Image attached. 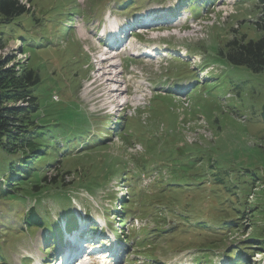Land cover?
<instances>
[{"label": "rangeland", "instance_id": "374dc122", "mask_svg": "<svg viewBox=\"0 0 264 264\" xmlns=\"http://www.w3.org/2000/svg\"><path fill=\"white\" fill-rule=\"evenodd\" d=\"M19 1L32 12L23 18L28 20L30 37L47 38V45L27 48L33 43L13 40L0 50V60L9 59L8 67L17 73L36 69L42 78L35 90L39 123L54 138L47 142L48 165L36 164L39 171L33 177L35 173L39 177L34 180L41 183L44 177L66 175L47 180L43 184L47 193L39 198L18 189L19 202L0 201V244L7 264H58L54 259L67 252L69 243L59 244L60 233L49 229L54 222L63 229L70 208L82 223L80 239L93 244L99 256L97 263L83 264H148L150 259L195 264L191 258H174L201 250L207 259L220 245L224 253L213 264L225 263L227 255L245 246L261 249L254 248L253 255L248 250L244 258L249 261L244 264H264V71L253 73L220 56L235 36L257 40L263 35L255 23L264 16V0ZM147 18L153 22L147 29L135 30H142L138 40L125 32L124 46L110 50L101 44L104 28L108 33L114 23L124 29ZM155 25L164 29L154 31L150 27ZM146 46L165 49L171 57L131 56L132 49ZM110 51L117 55L116 72L123 71L124 92L119 99L127 101L123 106L108 95L106 85L95 82L101 59ZM183 54L184 59L179 58ZM168 86L191 89H178V95L169 93ZM119 118L128 123L124 138L118 134ZM99 136H108L104 142L108 145L81 155L80 147L94 146ZM75 145L79 147L73 150ZM21 158L18 152L0 158L3 188V176L8 178L11 169L4 165L10 160L17 165ZM246 172L253 177L250 185L244 183ZM157 179L158 190L147 188ZM138 193L142 203L146 200L140 211V201L134 200ZM220 201L235 207L229 215L234 219L227 220L228 227L215 229L227 234L216 235V243L196 227L209 230L219 224L215 211ZM33 206L48 223L27 231L21 228L18 212ZM126 209L133 210L134 217L120 228L129 218L123 214ZM97 219L120 228L121 240L112 249H104L90 233L98 230ZM140 226H145L140 238L147 241L136 242Z\"/></svg>", "mask_w": 264, "mask_h": 264}, {"label": "trees", "instance_id": "16d2710c", "mask_svg": "<svg viewBox=\"0 0 264 264\" xmlns=\"http://www.w3.org/2000/svg\"><path fill=\"white\" fill-rule=\"evenodd\" d=\"M137 2L138 1H136L135 3ZM121 5H123V3ZM31 13V9L21 3L19 0H0V50H2L7 45V43L13 40H21L22 45L27 44L28 46H31V44L33 43L31 47L27 48L40 49L43 48L44 45H47V41H45L47 40V38L33 39L30 37L31 34L28 30L29 28L26 27L28 20H23V18H26V16H30ZM259 20L255 23L257 29L263 33V35L259 39L247 40V36L245 34L241 35L240 37L235 36L226 45L225 51L220 52V56H222L228 64L233 66L246 67L253 73H260L264 71V16L262 15ZM34 43H37V45L34 46ZM9 63V59L7 61L0 60V158L7 155L8 153L11 154L12 152H18L21 154L22 158L17 165L18 167L23 168H18L16 163H14L13 161L11 162V160L4 165L10 166L11 169L10 176L8 178L7 175L3 176L6 187L3 188V182L0 181V201L15 200V202H19L22 199V194L19 195L16 190L22 189L23 191H25L23 195H26L27 193L39 198L44 195V193H47V191L44 190V188L47 187L44 186L46 185L45 182L47 180L56 181L55 179L57 177H63L66 174L62 172V174H58L55 178L44 177L42 178L41 183L40 181L34 180L35 178L39 177L37 173H35V177H33L34 172L39 171V169L36 168V164L45 163L46 165H48V150L50 146L47 142L48 140L51 141L54 138V136L51 137L49 128L39 123V111L41 110V107L38 103L37 97L35 96V90L41 84L42 78L39 71H37L36 69L22 70V72L17 73L12 67H8ZM9 101H22L26 102V104L17 107H11L6 105V103ZM119 119L122 122V124H120L122 131H120L118 134L122 135V138H124L129 134V132L127 131L128 123L126 122L125 118ZM134 130L135 129H133V131ZM106 138L103 136H99V139L96 141L94 146L89 143L87 147L86 145L82 146L84 149L80 147V149H82L81 155H83L86 151H92L98 147L108 145L104 144ZM77 147L79 146L75 145L73 150ZM45 149H47V153L45 152ZM198 161H201L200 158H198ZM210 167L213 168V166ZM16 172H18V174H15ZM70 173L71 172H68L67 174ZM217 175L220 174L216 172V176ZM245 176L246 180H244V183L248 181L247 185H250V179H252L253 177H250L249 172H246ZM14 180L18 181L15 182ZM124 180L125 179H123V181ZM157 183L158 179L147 188L151 189V191H156L159 189ZM25 186H27L26 189ZM183 195L186 194L183 193ZM140 197H142V194L138 193L136 194L134 200L136 199L135 201H140ZM128 200H131V203H133L131 198H128ZM145 201L146 200H144L143 203L140 201L141 204L138 208L139 211L141 207L146 203ZM12 204H14V202L10 205ZM216 206L218 208V211H215V213L216 218L218 219L217 222H219V224L215 228L210 225L209 230L203 229V226H198L196 227V229L203 233H207V236L212 242L218 243L216 235H222L223 232L218 233L215 231V229L217 227H224L227 220L234 219L229 218V215L231 214L230 216H233L232 212L230 211L235 207L232 205H225V203L222 201L218 202ZM69 210L70 216L65 217V219L67 220V228L69 230H72L77 226L78 218L76 214L72 213L71 208ZM221 213H223L224 216H221ZM123 214L128 215L129 219L134 217L133 210L126 209L124 210ZM18 216L22 217L21 228L26 229L27 231L29 229L39 230L40 228L44 227V223H48L46 219L42 218L39 215L35 207L19 211ZM233 221L235 223V220ZM123 223V226H126L127 223H129V220L125 218ZM54 226L56 230L60 229L58 223H56V225ZM226 226L228 227V224H226ZM230 229H232V227ZM26 230H21V232L26 233ZM61 232L62 230L60 229V232L57 233L59 234ZM150 233L152 234L154 232ZM223 234L224 236L227 235L225 233ZM23 235L24 233H22V236L17 235L14 239H16V241L22 239ZM139 235L140 230L135 232L136 242H144L145 240L147 241V238H140ZM157 235H159V233H157ZM261 244L264 246V243ZM254 248L252 246H245L244 249L227 255V263H247L249 259H245L244 255L249 252L248 250H253V252L251 253L253 255L255 249H261L259 247H256L255 249ZM224 250V246L220 245L218 250L210 252V255L207 259L205 258L206 256L204 254V251L201 250H198V252H196L195 254H184L182 257H180V255L178 254V257H193L196 264H213L215 263L214 260L216 259V256L224 253ZM6 261L7 259L3 253V246L0 244V264H6ZM162 261L163 260L160 259H150L148 263L161 264Z\"/></svg>", "mask_w": 264, "mask_h": 264}, {"label": "bare ground", "instance_id": "6f19581e", "mask_svg": "<svg viewBox=\"0 0 264 264\" xmlns=\"http://www.w3.org/2000/svg\"><path fill=\"white\" fill-rule=\"evenodd\" d=\"M115 24H117V23H115ZM116 27L117 26H115V28ZM152 28L153 29L155 28L154 31H160V30L164 29L163 27H160V26H154ZM147 49H150V48H147ZM151 50H154V48H151ZM148 52H151V51L146 50L144 53L147 54ZM106 54L107 55L104 56V59H101L100 65H102V66H100V68L98 69L99 76L95 80V82H102L101 85H106L108 87V90H109L108 95L112 96L114 98L113 100H115L117 103H119V105L123 106L124 104L122 102H120V100H119L120 96H122V94L124 92V89L121 88V85L123 84V81L121 80L122 73L116 72L117 65L114 62L116 60L115 58H117V55H116V53H114L112 51H110ZM109 62H110V64H109ZM105 64H107V65H105ZM125 91L127 92V90H125ZM92 248H94V246H92ZM94 257H92V258L94 259ZM96 259H98V257H96Z\"/></svg>", "mask_w": 264, "mask_h": 264}, {"label": "water", "instance_id": "95a60500", "mask_svg": "<svg viewBox=\"0 0 264 264\" xmlns=\"http://www.w3.org/2000/svg\"><path fill=\"white\" fill-rule=\"evenodd\" d=\"M66 177H70V176H66Z\"/></svg>", "mask_w": 264, "mask_h": 264}]
</instances>
